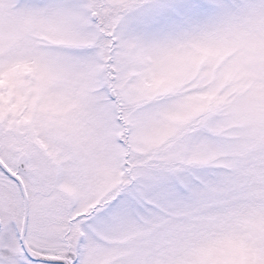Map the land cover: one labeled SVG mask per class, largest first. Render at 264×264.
Listing matches in <instances>:
<instances>
[{
    "label": "snow or ice",
    "instance_id": "snow-or-ice-1",
    "mask_svg": "<svg viewBox=\"0 0 264 264\" xmlns=\"http://www.w3.org/2000/svg\"><path fill=\"white\" fill-rule=\"evenodd\" d=\"M0 264H264V0H0Z\"/></svg>",
    "mask_w": 264,
    "mask_h": 264
}]
</instances>
